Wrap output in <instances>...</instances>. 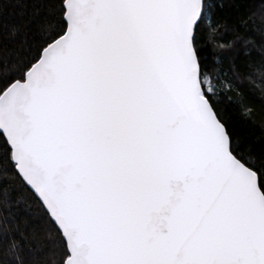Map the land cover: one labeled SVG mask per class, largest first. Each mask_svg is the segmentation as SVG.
Listing matches in <instances>:
<instances>
[{
  "label": "snow or ice",
  "instance_id": "1",
  "mask_svg": "<svg viewBox=\"0 0 264 264\" xmlns=\"http://www.w3.org/2000/svg\"><path fill=\"white\" fill-rule=\"evenodd\" d=\"M0 264H264V0H0Z\"/></svg>",
  "mask_w": 264,
  "mask_h": 264
}]
</instances>
